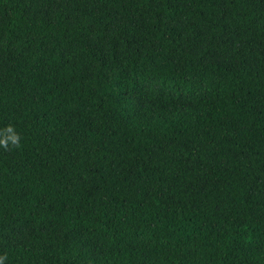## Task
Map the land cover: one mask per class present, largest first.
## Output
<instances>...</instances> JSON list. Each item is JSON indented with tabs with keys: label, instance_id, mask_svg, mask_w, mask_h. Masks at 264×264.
Wrapping results in <instances>:
<instances>
[{
	"label": "trees",
	"instance_id": "16d2710c",
	"mask_svg": "<svg viewBox=\"0 0 264 264\" xmlns=\"http://www.w3.org/2000/svg\"><path fill=\"white\" fill-rule=\"evenodd\" d=\"M5 264H264V0H0Z\"/></svg>",
	"mask_w": 264,
	"mask_h": 264
},
{
	"label": "clouds",
	"instance_id": "9594fccd",
	"mask_svg": "<svg viewBox=\"0 0 264 264\" xmlns=\"http://www.w3.org/2000/svg\"><path fill=\"white\" fill-rule=\"evenodd\" d=\"M22 146V137L12 124L0 128V149H19ZM6 256L0 255V264H5Z\"/></svg>",
	"mask_w": 264,
	"mask_h": 264
}]
</instances>
